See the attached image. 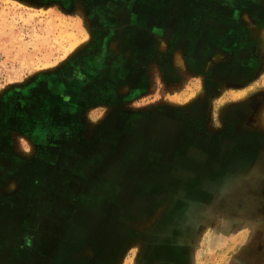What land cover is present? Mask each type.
<instances>
[{"label":"rangeland","instance_id":"obj_1","mask_svg":"<svg viewBox=\"0 0 264 264\" xmlns=\"http://www.w3.org/2000/svg\"><path fill=\"white\" fill-rule=\"evenodd\" d=\"M98 1L0 0V95L102 13L146 63L124 111H51L44 152L0 166V264H264V0Z\"/></svg>","mask_w":264,"mask_h":264},{"label":"flooded vegetation","instance_id":"obj_2","mask_svg":"<svg viewBox=\"0 0 264 264\" xmlns=\"http://www.w3.org/2000/svg\"><path fill=\"white\" fill-rule=\"evenodd\" d=\"M106 3L99 0L95 6ZM110 16L108 12L95 17L90 40L63 70L13 86L0 95V166H31L27 155L44 152L49 137L44 131L47 126L44 119L51 111L55 114L61 113V107L64 110L67 106L75 109L81 105L88 108L107 105L116 113L144 94L141 91L146 63L141 60L143 51L135 39L137 30L132 29L134 24L130 22L118 27V21ZM137 26L141 28V22ZM142 73L143 79H139ZM49 80L65 86L55 87L50 95ZM16 139H24L29 145L34 139L40 140L41 145L35 143L29 153L27 146L17 149Z\"/></svg>","mask_w":264,"mask_h":264}]
</instances>
